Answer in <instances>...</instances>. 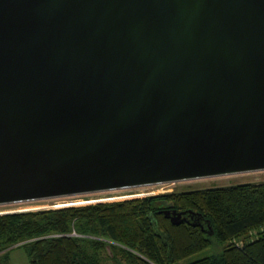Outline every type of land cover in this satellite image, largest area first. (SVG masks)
Instances as JSON below:
<instances>
[{"label": "water", "instance_id": "water-1", "mask_svg": "<svg viewBox=\"0 0 264 264\" xmlns=\"http://www.w3.org/2000/svg\"><path fill=\"white\" fill-rule=\"evenodd\" d=\"M262 169L264 0H0V204Z\"/></svg>", "mask_w": 264, "mask_h": 264}, {"label": "trees", "instance_id": "trees-1", "mask_svg": "<svg viewBox=\"0 0 264 264\" xmlns=\"http://www.w3.org/2000/svg\"><path fill=\"white\" fill-rule=\"evenodd\" d=\"M170 207L202 216L212 234L197 216L171 223L163 212ZM263 225L264 180L239 182L0 214V259L17 246L30 264H179L215 247L214 253L183 264H264Z\"/></svg>", "mask_w": 264, "mask_h": 264}, {"label": "rangeland", "instance_id": "rangeland-1", "mask_svg": "<svg viewBox=\"0 0 264 264\" xmlns=\"http://www.w3.org/2000/svg\"><path fill=\"white\" fill-rule=\"evenodd\" d=\"M262 180H264V169L206 176L179 181L154 183L127 188H116L112 190H102L83 194L45 197L38 198L32 201L25 200L2 203L0 204V214L94 205L97 203H109L126 199L142 198L148 195H155L171 191L223 186L239 182H257ZM218 247L221 246L218 245ZM8 250V258H6L5 260L0 259V264H30L24 250L21 247L12 246ZM215 251V247H207L181 260L179 264L194 261L196 259L208 256ZM107 264L112 263L109 262Z\"/></svg>", "mask_w": 264, "mask_h": 264}, {"label": "built area", "instance_id": "built-area-1", "mask_svg": "<svg viewBox=\"0 0 264 264\" xmlns=\"http://www.w3.org/2000/svg\"><path fill=\"white\" fill-rule=\"evenodd\" d=\"M260 229H261V230H263V229H264V225H263V226H261V227H260ZM233 241H234V240H233ZM236 244H237V245H240V244H241V242L237 241V242H236Z\"/></svg>", "mask_w": 264, "mask_h": 264}, {"label": "bare ground", "instance_id": "bare-ground-1", "mask_svg": "<svg viewBox=\"0 0 264 264\" xmlns=\"http://www.w3.org/2000/svg\"><path fill=\"white\" fill-rule=\"evenodd\" d=\"M32 200H35V199H31V201H32Z\"/></svg>", "mask_w": 264, "mask_h": 264}]
</instances>
